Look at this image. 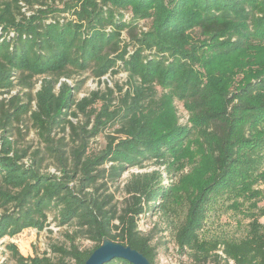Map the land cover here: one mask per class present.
Segmentation results:
<instances>
[{
	"label": "trees",
	"instance_id": "16d2710c",
	"mask_svg": "<svg viewBox=\"0 0 264 264\" xmlns=\"http://www.w3.org/2000/svg\"><path fill=\"white\" fill-rule=\"evenodd\" d=\"M121 69L124 86L80 99L78 85L65 81L74 72L100 80ZM13 79L27 90L0 98V240L43 229L54 211L60 225L94 243L52 245L59 256L52 260L23 256L7 242L15 264H70L66 257L83 264L105 238L156 264L138 218L169 210L177 183L162 184L155 170L132 173L121 209L87 190L104 171L115 179L145 161L166 172L196 162L178 179L187 205L174 232L192 264H264V186L255 187L264 183V0H0V95L13 89ZM174 100L188 113L185 125L177 123ZM78 113L84 124L68 118ZM26 114L59 174L43 169V152L12 138L14 122ZM113 125L116 135L88 153V138ZM65 126L76 138L70 156L50 136ZM220 199L232 209L247 203L241 235L201 234Z\"/></svg>",
	"mask_w": 264,
	"mask_h": 264
},
{
	"label": "rangeland",
	"instance_id": "374dc122",
	"mask_svg": "<svg viewBox=\"0 0 264 264\" xmlns=\"http://www.w3.org/2000/svg\"><path fill=\"white\" fill-rule=\"evenodd\" d=\"M122 36L125 38L126 34L123 33ZM13 80L15 83L13 89L10 90L9 93L1 94L0 98L9 97L10 95L17 93V91L22 94V92L27 90V88H23L16 84V79ZM125 80L126 72L121 69L115 74H105L100 80L90 76L88 70L74 72L71 77L65 81L70 86L78 85V89L75 92V98L80 99L81 97L88 95L90 91L97 89L104 91L106 85L112 89H115L116 83L124 86ZM39 85L40 80L37 78L35 79L32 92H35L39 88ZM115 94L117 95V93ZM173 103L175 105L177 123L185 125L188 123L187 111L184 109L182 102L174 100ZM68 118L77 125L84 124L86 121L85 115L82 113H78L76 117L68 116ZM91 125L92 123L89 122L86 128L89 129ZM115 128L116 125L106 127L98 134L88 138L87 152L99 153L108 142L109 137L116 135L114 132ZM50 136L55 145H60L62 147L64 156H70V151L75 145L76 138L71 134L68 126H65L64 130L61 127L54 128L51 131ZM12 138L17 141L18 146L20 147H29L30 151L39 149L43 152V169L45 171L59 174V171L56 169L58 162L45 151L44 142L37 134L28 114L24 115L19 122H14L12 126ZM193 165L195 166L196 162L185 161V164L181 169L176 170L175 166H173L170 167V172H166L164 165H159L154 161H145L142 167L126 168L115 179H110L108 171H104L102 173L103 175L97 178L95 186L88 188L87 190L97 191V193L103 197L109 196L110 204L114 205L117 209H121L129 199V193L125 188V184L132 173L150 172L155 170L162 173V184L167 185L170 183H177L175 197L169 210L166 212L161 211L154 213L151 210H148L145 213L140 214L138 218V229L143 234L150 236V242L155 246L157 253L156 264H192L187 254L180 252L177 248L174 241V232L184 218L187 205L184 192L179 188L180 182L178 179L185 173L189 172ZM108 166L109 163H105L99 165V168L107 169ZM263 186V182L255 185V187ZM225 203L228 202L220 199V201L213 204V207L208 211L206 220L203 224V230L201 231L202 235L207 237H237L242 234L248 221L247 203H242L238 209L229 208ZM259 220L264 222V216L260 217ZM74 229L75 228L70 224L60 225L55 217V212L49 211L47 214L46 225L43 229L38 231L34 228H26L13 237H4L0 240V264H15L14 259L5 247L7 242L15 243L18 251L23 256L34 254L39 256L46 255L52 260H57L59 257L56 253L51 251L52 245H63L68 247L73 243L79 249H90L94 243L79 234H74ZM65 261L73 264L69 257H66Z\"/></svg>",
	"mask_w": 264,
	"mask_h": 264
},
{
	"label": "water",
	"instance_id": "95a60500",
	"mask_svg": "<svg viewBox=\"0 0 264 264\" xmlns=\"http://www.w3.org/2000/svg\"><path fill=\"white\" fill-rule=\"evenodd\" d=\"M113 258L124 259L130 264H150L141 252L129 245H123L107 238L93 249L83 264H103Z\"/></svg>",
	"mask_w": 264,
	"mask_h": 264
}]
</instances>
